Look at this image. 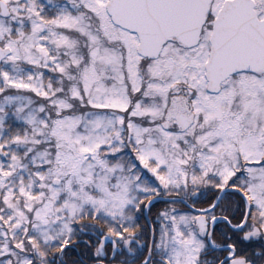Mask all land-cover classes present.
<instances>
[{
    "label": "snow or ice",
    "instance_id": "6c2138e0",
    "mask_svg": "<svg viewBox=\"0 0 264 264\" xmlns=\"http://www.w3.org/2000/svg\"><path fill=\"white\" fill-rule=\"evenodd\" d=\"M0 264H264V0H0Z\"/></svg>",
    "mask_w": 264,
    "mask_h": 264
}]
</instances>
